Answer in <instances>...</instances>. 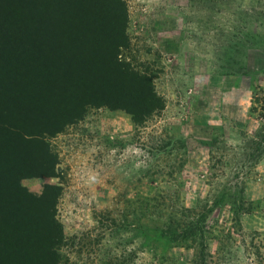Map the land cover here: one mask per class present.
Here are the masks:
<instances>
[{
    "label": "rangeland",
    "instance_id": "1",
    "mask_svg": "<svg viewBox=\"0 0 264 264\" xmlns=\"http://www.w3.org/2000/svg\"><path fill=\"white\" fill-rule=\"evenodd\" d=\"M88 5L123 11L118 57L151 79L161 108L135 120L83 103L37 138L45 172L15 126L47 108L48 128L66 117L91 82L84 41L55 20L0 28V177L16 175L0 184V216L19 206V235L53 234L55 264H264V0Z\"/></svg>",
    "mask_w": 264,
    "mask_h": 264
},
{
    "label": "trees",
    "instance_id": "2",
    "mask_svg": "<svg viewBox=\"0 0 264 264\" xmlns=\"http://www.w3.org/2000/svg\"><path fill=\"white\" fill-rule=\"evenodd\" d=\"M90 0H0V28H35L44 24H51L55 20L59 24L72 30L76 39L84 41L80 47V65L91 68L90 85L85 93H76L72 98V105L68 110L60 111L66 116L60 124L54 128H48L42 119L55 115L53 109H46L44 113L32 112L30 121L21 120L15 126L20 138H26L31 146L26 152H31L35 161H39L41 167L49 170V163L46 166V158L49 159V150L37 138H44L45 134L58 131L65 123L76 117L83 108V103L105 104L111 108H122L131 113L135 120H139L155 109L161 108V98L158 97L152 87V81L146 74H140L132 69L129 64L123 62L118 53L121 47L126 44L127 37L124 29V13L107 14L101 10L91 12L88 2ZM87 9L88 12L85 10ZM48 16H51L49 18ZM113 26L117 27L114 28ZM70 35V32L67 31ZM69 36L67 35V38ZM91 54L84 55L82 50L87 47ZM76 43L74 45V48ZM69 43H65V52H68ZM78 90V89H77ZM82 102V106H81ZM40 118V119H39ZM22 132L20 135L19 131ZM37 145H40L37 149ZM44 172V173H45ZM16 175L12 179L0 177L1 185H12L15 183ZM19 206L15 207V214L9 218V212L5 211L0 216V264H41L35 262V251L30 247V241L38 240L44 244L40 249L49 264L57 263L56 240L53 234L44 236L34 234V229L29 231L32 234L26 238L16 231L24 230L21 226L22 220H16L19 214ZM34 225V224H33ZM32 242V241H31ZM59 244V242H57ZM45 264V263H44Z\"/></svg>",
    "mask_w": 264,
    "mask_h": 264
}]
</instances>
